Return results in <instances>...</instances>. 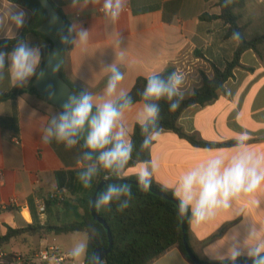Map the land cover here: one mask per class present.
Masks as SVG:
<instances>
[{
    "label": "crops",
    "instance_id": "obj_1",
    "mask_svg": "<svg viewBox=\"0 0 264 264\" xmlns=\"http://www.w3.org/2000/svg\"><path fill=\"white\" fill-rule=\"evenodd\" d=\"M51 1L61 8L70 27L88 30L86 43H70L62 73L76 89L87 90L94 96L103 94L110 75L107 67L115 63L124 74L117 94L129 93L138 78L174 68L184 76L181 91L188 98L201 87L203 75L213 76L212 65L223 67L239 44L237 38L227 36V26L222 21L202 20L204 14L220 13L216 0H127L115 22L106 19L102 2L84 5L83 0H78L74 6L73 0ZM18 10L25 13L19 29L8 19L10 11ZM28 17L26 9L0 0V24H3L0 41L18 38ZM243 23L247 36L264 33V0H249L243 10ZM25 40L30 46L40 48V37L28 35ZM241 64L243 67L234 70V76L226 81L215 101L192 105L179 119L180 127L188 135L209 143L231 144L219 148L196 147L175 132L162 130L152 144L151 159L127 168L121 176L137 177L147 163L151 181L174 194L181 177L209 159L219 156L227 162L241 151L254 158H264V49L260 54L247 50ZM13 87L6 65L0 94ZM36 98L24 94L0 102V236L7 234L8 227L24 228L32 224L34 213L39 220L37 199L58 188H66L70 195L67 184L77 171L83 170L77 163L84 151L81 144L66 149L55 140L43 142L44 128L60 110L51 109L49 103ZM141 109L142 101L122 117L128 133L126 140H131ZM33 110L37 116H31ZM241 137L247 138L243 149L238 147ZM12 199L16 201L14 205L9 204ZM51 210L54 213L55 209ZM251 230L254 237L249 236ZM187 234L196 256L210 263L228 262L234 241L247 247L264 240V183L253 193L240 194L227 209H219L206 221L195 223L190 219ZM52 236L40 239L24 234L3 248L9 253L28 254L35 248L28 237L39 239V249L51 242ZM23 241L25 244L20 245ZM243 257L248 256L242 254L238 259ZM149 264L192 263L174 247Z\"/></svg>",
    "mask_w": 264,
    "mask_h": 264
},
{
    "label": "clouds",
    "instance_id": "obj_2",
    "mask_svg": "<svg viewBox=\"0 0 264 264\" xmlns=\"http://www.w3.org/2000/svg\"><path fill=\"white\" fill-rule=\"evenodd\" d=\"M102 2L101 10L106 19L115 22L124 10L127 0H83V4H97ZM78 0H73L76 6ZM25 13L22 10L10 11L9 22L17 29L23 26ZM3 29V24H0ZM75 32L73 37L72 33ZM88 30L79 29L73 25L68 29V35L61 36L62 43L73 45L84 44L88 40ZM124 53H120L123 58ZM41 62L39 47L30 46L29 42L18 39L12 51H0V80L4 79L7 65L8 76L16 87H23L33 76L41 77L38 71ZM59 70V65L54 71ZM110 72L103 94L94 96L84 90L78 94H69L62 106V110L51 117L44 128L42 140L45 144L55 140L63 143L66 149H72L83 141L77 163L82 167L79 179L85 188L102 170L111 177L120 178L131 158L134 145L126 140L127 129L122 117L125 111L131 109V96L120 91L117 86L124 79V74L113 63L107 67ZM184 76L172 72L167 78L152 75L140 93L142 109L137 114V123L140 125L143 141L141 150L149 149L152 142L160 135L158 121L160 119L161 100L169 102V111H176L184 99L181 87ZM31 116H37L35 110ZM246 137L238 140V147L243 149ZM152 173L147 163L138 173V184L147 190L151 184ZM261 183H264V158H254L251 154L241 151L231 160L225 161L222 157H214L206 163L198 165L185 173L175 188V195L179 200L181 214H191L195 223H200L214 217L219 209H227L234 198L240 194L255 192ZM131 189L126 183H109L95 201L97 210L117 203L118 210L128 206ZM249 236H255L250 231ZM74 258L87 256V244L80 243L74 249ZM242 254L251 259L252 264H264V240H258L254 245L242 247L234 241L229 249L228 259L231 264ZM95 264H100L98 258Z\"/></svg>",
    "mask_w": 264,
    "mask_h": 264
},
{
    "label": "trees",
    "instance_id": "obj_3",
    "mask_svg": "<svg viewBox=\"0 0 264 264\" xmlns=\"http://www.w3.org/2000/svg\"><path fill=\"white\" fill-rule=\"evenodd\" d=\"M8 1L26 9L29 13V17L18 38L0 41V51H12L16 41L18 39L25 40L28 35L40 37L42 60L38 71H41L45 57L50 53L53 46L50 39L44 33L38 31L39 26L48 18L47 12L38 0ZM248 2L249 0H216V5L220 9V13L202 15V20L222 21L224 25L227 26V36L238 39V47L231 60L227 61L223 67L212 65L213 76L208 77L203 75L201 87L195 89L190 97L184 98L176 111H169V102L166 100H161L159 102L160 119L158 124L161 130H171L196 147L219 148L231 144L209 143L198 139L194 135H188L180 127L179 119L181 114L188 107L195 104H209L218 98L219 92L224 88L226 81L234 76V70L238 67H243L241 64V57L244 52L247 50H254L256 53L260 54L261 50L264 49V33L255 34L253 36H247L245 33L246 27L243 23V10L246 8ZM54 6L60 14L64 16L61 8L55 4ZM65 20L66 25L64 27V32L68 35L70 23L67 19ZM172 72H175V69L169 68L157 75L166 79ZM61 77L70 84L74 92L77 94L81 92L63 76L62 67ZM36 78V76H33L28 84L23 87L15 86L10 91L1 93L0 102L16 99L18 96L24 94L35 95L40 98L35 87ZM146 83L147 78H138L132 90L128 93L132 98L133 105L141 101L140 93H142ZM142 141L143 136L141 134L140 125L136 124L131 137L134 148L131 158L128 160L124 170L151 159V147L154 141L149 149L143 151L141 150ZM80 144L82 145V142H80ZM81 171H77L71 182L67 184L70 189V195L66 197L64 201H48L47 205L50 217L44 224L40 223L37 215L34 213V221L32 224L24 228L8 227L7 234L0 236V246H5L9 244L12 239L18 238L24 234L45 239L49 235L84 232L88 236L87 256L84 259V264H92L94 250L97 247L107 248L109 244L106 228L101 223L97 222L91 213V201L95 190L108 174L102 170L92 179L90 186L85 188L79 179V173ZM120 178L137 181L136 176H121ZM109 179L118 178L111 177ZM126 184L131 189V197L128 201V206L123 210H118V205L115 202L99 210L95 207L96 215L106 221L114 240L112 252L100 264H149L164 256L174 247L178 248L190 263L195 264L189 258L184 247V235L180 212L175 202H179L178 198L171 191L160 188L153 181H151L150 186L167 194L173 200L164 199L148 190H144L142 187ZM107 185L101 192L105 190ZM32 208L33 211H35L34 205ZM51 208L55 209L54 213ZM185 217L187 226L191 219V214L189 213L185 215ZM239 261H251V259H249V257H243L237 259L235 262ZM203 262L210 263L206 261ZM229 262L231 261L223 263Z\"/></svg>",
    "mask_w": 264,
    "mask_h": 264
},
{
    "label": "water",
    "instance_id": "obj_4",
    "mask_svg": "<svg viewBox=\"0 0 264 264\" xmlns=\"http://www.w3.org/2000/svg\"><path fill=\"white\" fill-rule=\"evenodd\" d=\"M41 6L46 10L48 18L47 20L39 26L38 31L44 33L52 42L53 46L50 53L45 57L43 67L40 72L43 73L41 77H37L35 80V87L38 95L41 99L46 101L47 103L57 107L62 110V106L68 98L69 94H77L72 90L70 84H68L61 77V67L64 64L66 53L69 49L70 43H62L61 36L66 35L64 32V27L66 25V20L64 16L60 14V12L56 9L51 0H38ZM59 65V70L54 71V69ZM83 143V141H81ZM128 183L132 185H136L141 187L138 184V181L129 180L126 178H118V179H103L100 184L97 186L95 193L93 195L91 201V213L94 219L101 223L107 230L108 233V247L101 248L97 247L93 252L92 264H95V259L98 258L100 263L103 262L107 256L112 252L114 246V240L109 226L106 221L96 215L95 211V201L96 197L100 194L101 190L109 183ZM148 191L164 198L167 200H173L167 194L153 188L150 186ZM178 208L179 202L175 201ZM180 212V210H179ZM182 230L184 235V247L186 252L188 253L189 258L195 264H231L229 263H205L201 261L193 252L187 236V226H186V217L184 214L180 213ZM235 264H252V261H239L235 262Z\"/></svg>",
    "mask_w": 264,
    "mask_h": 264
},
{
    "label": "built area",
    "instance_id": "obj_5",
    "mask_svg": "<svg viewBox=\"0 0 264 264\" xmlns=\"http://www.w3.org/2000/svg\"><path fill=\"white\" fill-rule=\"evenodd\" d=\"M68 195L66 188H58L45 197L37 199V213L41 224L47 221L48 201L62 202ZM15 203V199H12L9 204L14 205ZM3 206L6 208L7 205ZM0 264H76V262L72 254L63 251L57 244L46 242L33 255L9 253L4 250L3 246H0Z\"/></svg>",
    "mask_w": 264,
    "mask_h": 264
},
{
    "label": "rangeland",
    "instance_id": "obj_6",
    "mask_svg": "<svg viewBox=\"0 0 264 264\" xmlns=\"http://www.w3.org/2000/svg\"><path fill=\"white\" fill-rule=\"evenodd\" d=\"M39 101H42L38 98H36ZM44 101V100H43ZM51 109H55L53 105L49 104ZM57 108V107H56ZM58 109V108H57ZM60 110V109H58ZM30 242L33 243L34 249L31 251L30 255H33L35 252H37V246L39 244V239L35 237H28ZM51 243L52 244H57L63 251L68 252L73 255L74 257V249L80 244V243H86L88 242V236L84 232H73V233H68V234H61V235H53L51 238ZM25 242H21L20 245H24ZM86 256H81L80 258H74L76 264H81L83 263L84 259Z\"/></svg>",
    "mask_w": 264,
    "mask_h": 264
}]
</instances>
